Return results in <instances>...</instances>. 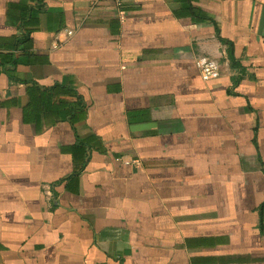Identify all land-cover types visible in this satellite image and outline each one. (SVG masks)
Returning <instances> with one entry per match:
<instances>
[{"label":"crops","instance_id":"obj_1","mask_svg":"<svg viewBox=\"0 0 264 264\" xmlns=\"http://www.w3.org/2000/svg\"><path fill=\"white\" fill-rule=\"evenodd\" d=\"M0 264H264V0H0Z\"/></svg>","mask_w":264,"mask_h":264},{"label":"built area","instance_id":"obj_2","mask_svg":"<svg viewBox=\"0 0 264 264\" xmlns=\"http://www.w3.org/2000/svg\"><path fill=\"white\" fill-rule=\"evenodd\" d=\"M95 2L103 1V0H94ZM114 4L118 6L120 4V0H113ZM123 18V16H121ZM199 72L202 80H208L215 73L214 66L209 61H202L199 64Z\"/></svg>","mask_w":264,"mask_h":264},{"label":"trees","instance_id":"obj_3","mask_svg":"<svg viewBox=\"0 0 264 264\" xmlns=\"http://www.w3.org/2000/svg\"><path fill=\"white\" fill-rule=\"evenodd\" d=\"M214 26H215V24H214ZM215 30H216V33H218V30H217L216 26H215ZM227 44H228L227 54H228V58L230 60V64L232 66L237 65L238 63L234 60V56H233V52H232V45L229 42H227Z\"/></svg>","mask_w":264,"mask_h":264}]
</instances>
